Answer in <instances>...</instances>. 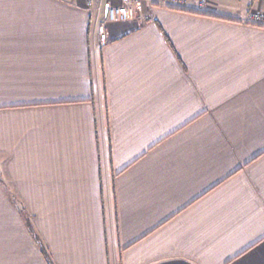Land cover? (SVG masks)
<instances>
[{
    "label": "crops",
    "instance_id": "1",
    "mask_svg": "<svg viewBox=\"0 0 264 264\" xmlns=\"http://www.w3.org/2000/svg\"><path fill=\"white\" fill-rule=\"evenodd\" d=\"M258 11L0 0V264H264Z\"/></svg>",
    "mask_w": 264,
    "mask_h": 264
},
{
    "label": "built area",
    "instance_id": "2",
    "mask_svg": "<svg viewBox=\"0 0 264 264\" xmlns=\"http://www.w3.org/2000/svg\"><path fill=\"white\" fill-rule=\"evenodd\" d=\"M86 10L91 11L98 19L104 15V21L99 31V45L105 47L108 38L104 25L106 23L127 22L137 19L143 11L144 5H159L165 8L184 10L188 9L191 2H196L200 8L208 5L209 0H120L119 5H104V0H83ZM255 25L264 26V13L255 12L251 15ZM104 22V23H103Z\"/></svg>",
    "mask_w": 264,
    "mask_h": 264
},
{
    "label": "trees",
    "instance_id": "3",
    "mask_svg": "<svg viewBox=\"0 0 264 264\" xmlns=\"http://www.w3.org/2000/svg\"><path fill=\"white\" fill-rule=\"evenodd\" d=\"M67 1V0H66ZM30 226V225H29ZM30 228H31V226H30Z\"/></svg>",
    "mask_w": 264,
    "mask_h": 264
}]
</instances>
